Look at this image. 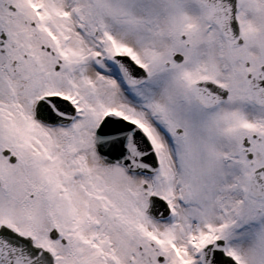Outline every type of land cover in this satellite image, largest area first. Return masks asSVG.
<instances>
[{
    "label": "snow or ice",
    "instance_id": "6c2138e0",
    "mask_svg": "<svg viewBox=\"0 0 264 264\" xmlns=\"http://www.w3.org/2000/svg\"><path fill=\"white\" fill-rule=\"evenodd\" d=\"M0 264H264V0H0Z\"/></svg>",
    "mask_w": 264,
    "mask_h": 264
}]
</instances>
